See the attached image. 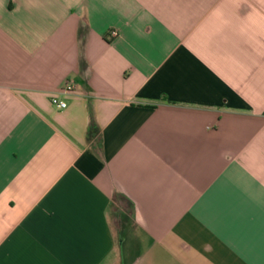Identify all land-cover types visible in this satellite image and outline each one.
<instances>
[{"label": "crops", "instance_id": "0c3cea01", "mask_svg": "<svg viewBox=\"0 0 264 264\" xmlns=\"http://www.w3.org/2000/svg\"><path fill=\"white\" fill-rule=\"evenodd\" d=\"M0 264H264V0H0Z\"/></svg>", "mask_w": 264, "mask_h": 264}, {"label": "built area", "instance_id": "2783aa9c", "mask_svg": "<svg viewBox=\"0 0 264 264\" xmlns=\"http://www.w3.org/2000/svg\"><path fill=\"white\" fill-rule=\"evenodd\" d=\"M117 31L116 30H112L110 33V37H116L117 36ZM75 82L72 79L66 80L64 85H63V92H70L75 88ZM51 102L53 105H55L58 108H65L67 106L66 102L62 99H60V97L58 95H53L51 97Z\"/></svg>", "mask_w": 264, "mask_h": 264}]
</instances>
